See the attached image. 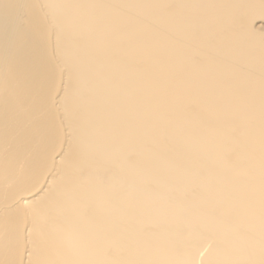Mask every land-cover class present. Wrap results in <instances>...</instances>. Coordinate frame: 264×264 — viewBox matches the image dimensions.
<instances>
[{
	"label": "bare ground",
	"instance_id": "1",
	"mask_svg": "<svg viewBox=\"0 0 264 264\" xmlns=\"http://www.w3.org/2000/svg\"><path fill=\"white\" fill-rule=\"evenodd\" d=\"M0 264H264V0H0Z\"/></svg>",
	"mask_w": 264,
	"mask_h": 264
}]
</instances>
